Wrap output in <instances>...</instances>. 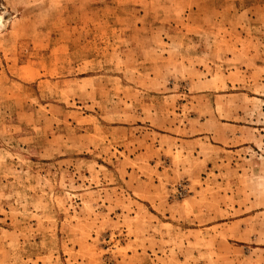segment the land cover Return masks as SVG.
Here are the masks:
<instances>
[{
	"label": "rangeland",
	"instance_id": "obj_1",
	"mask_svg": "<svg viewBox=\"0 0 264 264\" xmlns=\"http://www.w3.org/2000/svg\"><path fill=\"white\" fill-rule=\"evenodd\" d=\"M0 264H264V0H0Z\"/></svg>",
	"mask_w": 264,
	"mask_h": 264
}]
</instances>
